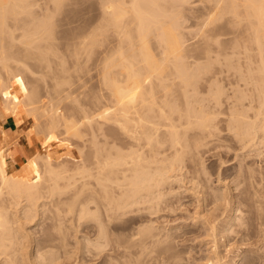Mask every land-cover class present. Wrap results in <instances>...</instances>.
<instances>
[{
  "label": "rangeland",
  "instance_id": "1",
  "mask_svg": "<svg viewBox=\"0 0 264 264\" xmlns=\"http://www.w3.org/2000/svg\"><path fill=\"white\" fill-rule=\"evenodd\" d=\"M180 1H178L180 4L177 3L180 7L176 5L178 9L170 4L168 9L169 12L174 10L172 14L180 15L177 25L179 24L185 43L183 59L190 67V71L195 74L196 82L187 89H182L181 80L174 79L175 92L180 96L176 104L184 111L187 108L200 107L215 113L213 136L204 138L200 131H190L188 136L190 147L184 154L183 160L184 173H170L176 181L175 179L171 180L172 183L167 181L170 183H164L165 185L161 187L163 191L160 192L167 194L163 195L165 198L162 196L163 199L160 201L153 198L160 203L153 200L150 202V199H145L149 203H143L141 199L136 207L132 206L133 208L129 209L127 214H117L118 216L112 214L115 219L111 224L108 223V219L106 222V219L104 220L108 218V214L105 215L106 211L101 210V183L97 181L95 172L90 170L93 172L91 175L85 172L78 174L75 172L78 161L62 156L59 161L54 159L55 169L60 170V165H63L68 172L65 174V179H58L60 186L57 189L54 185L51 186L52 193H47L49 188L48 190L46 188L47 192L44 187V190L41 188V191L49 194L51 198L41 192L45 198L38 200L37 209L36 206L34 207L37 211L36 216H32L30 212L32 220L30 218L31 221L26 220L25 214L22 213L23 205L26 204L25 197L22 198L23 201L21 199V205L13 204L9 209L10 216L15 214L13 216L15 219L23 217L21 219L26 221L23 222L24 224L21 223V227L24 225L23 230L32 231L35 245L44 242L46 245L50 244L52 248L47 247L45 250L54 253V264H212V261L215 263L218 259L220 261L217 264H264V140H258L257 144L249 143L247 128L241 124L246 120L244 116L240 115L241 122L235 121L239 131L233 128L235 124L232 118L235 114L234 110L237 113L238 111L246 113L249 110L247 109L249 108L247 59L241 53L243 48L239 47L241 48L239 50V45H236L241 39L242 27L225 25L211 29L212 26L203 25L202 16L210 5L207 0H185L184 3ZM102 2L103 0H61L60 3L56 0H26L24 8H16V12L10 11L12 15L10 13L6 15L4 29L0 26L3 29L0 31V52L3 47L7 56L6 61L0 60V143L5 138L2 125L8 122L9 131L10 128L14 130L9 141L16 145L12 150V157L14 156L12 167H16L19 173L26 165V161L35 158L39 152L45 153L41 143L48 134L46 129L48 124L38 119L33 113L34 109L44 108L51 111L54 104L55 107L58 104L61 114L72 116L77 120H81L82 115L73 109L78 111L80 105L91 114L101 111ZM44 22L49 23L46 29L52 28L54 33L52 36L54 48L49 52L47 48L40 47L42 41L38 37L41 31V35L47 31L43 28ZM202 30L206 31V37L201 33ZM89 32L94 33L96 39L94 45L87 47L86 52L76 48L77 45L73 43L77 36ZM27 38L33 40L30 45L25 43ZM76 49L80 52L77 58L74 54ZM89 49H92V52ZM206 51L209 52L212 62L207 60ZM41 52L46 54V59H50L49 61L41 59L43 66H39ZM50 61L51 63L53 61L51 67H46ZM44 67L49 74L47 72L43 74ZM184 91L188 94L187 98L183 96ZM96 96L97 100H95ZM21 108L31 114L19 125L14 116ZM5 109L13 110L14 112L11 113L15 114L11 115ZM99 120L101 121V117L95 115L94 121L99 124L101 123ZM85 123H81L80 128L87 134L86 141L84 138L83 141L79 139L80 142L77 137L74 138L75 136H72V140L71 135L67 137L65 133L61 134L64 130L62 127L59 129L61 136H58L59 141L66 143L65 146L70 145V148L78 150L79 155H83L82 163L79 162L81 165L85 164L84 161L89 159L92 150L94 151L93 146L92 150L89 147L91 146L89 139L92 138L91 129L93 130L95 126H92L93 123L91 126ZM195 132L200 135L193 138L192 134ZM113 133L111 135H117V131ZM258 136L263 138V132L260 131ZM198 140L200 142L196 147ZM87 141L88 144L85 143ZM100 141L101 136L99 144ZM82 142L88 146H84ZM53 150L55 156H59L67 149L62 145H54ZM91 160L89 159V165L87 161L86 164L92 169L95 165H91ZM41 161L39 165L43 171L44 165ZM75 162L77 163L74 164ZM208 175L212 184L207 181ZM178 178L180 180H177ZM84 182L88 184L79 195L80 186ZM68 184L70 186H67ZM210 186L220 191L219 193H226L229 197L224 200L225 202L229 200L227 205L222 202L223 200L214 198ZM77 192L79 193L76 196ZM6 201L10 206L8 202L10 200L6 199ZM224 205L227 207L225 208ZM21 208L23 211L20 210ZM34 209L31 210L33 214L36 212ZM22 214L24 215L21 216ZM129 217L134 221L127 223L128 227L124 222ZM102 221L110 225L106 224L105 227ZM209 222L211 224H208ZM209 225L216 230L211 231ZM101 227L105 231L108 229L107 232L103 231L107 235L102 239ZM131 233L137 235L133 237L134 242ZM155 233L156 236L158 234L160 236L155 238ZM106 238L108 241L105 240ZM129 238L132 240H128ZM102 242L106 247L101 245ZM214 243L219 245L217 250L214 249ZM144 247L147 248L143 250ZM26 249L25 253H30L34 246ZM214 250L221 253V255L218 253L220 255L217 256L218 258ZM41 258L39 257L37 264H49L44 258V261H41ZM26 260H28L27 264H30L33 259ZM34 262L31 264H36Z\"/></svg>",
  "mask_w": 264,
  "mask_h": 264
},
{
  "label": "bare ground",
  "instance_id": "2",
  "mask_svg": "<svg viewBox=\"0 0 264 264\" xmlns=\"http://www.w3.org/2000/svg\"><path fill=\"white\" fill-rule=\"evenodd\" d=\"M56 1H58V3L61 2V0ZM178 1L180 0H103V18L101 23L102 54L100 66L101 83L103 85L100 97L101 113L98 111L99 113L95 112L96 114L92 113V115L83 105H77L78 108L77 106L76 108L78 111L76 109L73 110L80 112L82 115L81 120H77L72 116L61 114L58 109V104H56L58 106H56L57 108L54 104V109L51 108V111L49 108V111L44 108V110L41 109L43 112H41L39 108L37 110L34 109L33 113L38 116V119L44 122V124H48L47 127L44 125L48 130L47 132L44 128L48 134L41 143L45 153L42 154L43 152H39L37 155L34 154L37 157L35 156V158L32 159L29 158L30 160L26 161V165L20 173L17 172L16 167H12V158L14 157H12V150L16 148V145L9 141L10 135L7 131H4L5 138L2 139L0 143V264H27L28 260L26 259L29 258L31 260L33 259L32 261L29 260V262L35 261L34 263L37 264V260H40L39 257H42L41 261H47L46 263H55L53 260V258L55 259L53 256L54 253L45 250L47 247L52 248L50 244L46 245L44 242L36 243L35 245V239L32 236L33 234H31L32 231L23 230V224L26 221L24 222L21 219L23 217L20 216V219H15V217H13L15 214L10 216L9 209L13 207V204L17 206L21 205V199L25 197L26 204L23 205L24 212L22 213L25 214L26 220L30 218V212L32 216H36L37 204L41 201L39 199L45 198L46 195L47 197L49 196V194H46V188L47 190L49 188L47 193H52L53 185L56 189L60 186L58 179L66 178L65 174L68 172L67 168L60 165L64 170L61 168L60 170L55 169L53 161L56 159L59 161V158L62 156L78 161V163H74H77V167H75L76 171H74L78 174H83L85 172L87 175H91L93 172L90 170L95 172L94 174L96 179H98L97 181L101 183V210L104 209L106 211V213L104 212L105 215L108 214V218H104V220L106 219V222L108 219V223L110 222L111 224V221L115 219L112 214H127V212L130 211L129 209L133 208L132 206L136 207L141 199L143 203H149L145 199H150V202H152V200L158 202L163 199L165 192L161 193L163 191L161 187L165 185L164 183H172L173 181L171 180L175 179L176 181V178H173V175H170V173L184 171L183 160L184 154L187 153L190 147L188 145L190 131L198 130L201 135H204V138L213 134L212 128L215 127V113L200 107L193 109L187 108L186 111H184L176 104L180 96L175 92L174 79L181 80L182 89H187L188 86L196 82L195 74L190 71V67L187 66L183 59L185 43L179 30V24L177 25V23H179L178 16L180 17V15H177V13L176 15L172 14L174 10L172 12L170 11V13L168 9V4L175 7L180 4ZM182 1L185 2V0ZM25 2L26 0H0V26L3 29L6 26L5 21L6 17L9 15L8 13L12 15V10L16 12L19 7L24 8ZM207 2L210 5H208V9L204 13L205 17L202 16L204 18V26H212L211 29L225 25H239L237 28L242 27L241 39L236 42V45H239L238 48H243L241 53H243L247 59V73L249 74V108L247 109L249 110H247L246 113L243 111L245 114L242 111L241 113L240 111L237 113V111L234 110L233 112L235 114H233L234 116L232 118L235 124V121L236 123L241 122L242 117L240 118V115L244 116L246 120L241 124L247 128L246 135L248 136V141L251 144H257L258 140H264V137L261 138L258 136L260 131H262L264 135V0H207ZM178 7H180V5ZM175 11L178 10L175 9ZM42 25L45 26L43 28L47 31L43 32L41 35L40 33L42 31L40 32L38 26L40 32V36L38 37L39 40L42 41V45L40 46L39 44V46L47 48L49 52V50L52 51L54 48L52 40L54 33H52L51 27V29H46V26H49L48 22H44ZM3 29L0 31H3ZM202 31L201 33L206 37V31ZM27 39L25 43L30 45L33 40L32 38H30L31 40H29V38ZM93 39V32H89V34L83 33L77 36V39L74 40L75 43H72L73 45H77V47H74L80 48L86 52L87 47H92L94 42H96V39ZM241 48H239V50ZM91 50L90 52H92ZM79 53L80 52L76 49V53H74L77 55L76 58ZM239 53L240 52H237V54ZM45 55L41 52L39 56L41 57L40 62L41 59L44 61L48 60ZM206 55L207 60L212 62L209 58L208 51H206ZM0 60L3 62L7 60L3 47L0 52ZM52 63L50 61V64L47 63L48 65L45 66L51 67L50 65H52ZM40 65L43 66L42 62L39 66ZM46 67H44V71ZM46 72L47 70L43 74H46ZM63 80L65 79L63 78ZM187 95L186 91H184L183 96L187 98ZM95 100H97V96ZM5 110L7 112L9 111L11 115L15 114H12L14 112L13 110ZM29 114H31V112L27 113V110L21 108L16 116H14L17 120V124H22L25 121V117L30 116ZM35 114L34 117L36 118ZM95 115L101 117V121L99 120L101 123L98 124L96 122L98 121V117H96L97 120L94 121ZM92 119L93 122H96L98 125L91 122ZM83 122L89 123L90 126L93 123L92 126H95L93 130L91 129L92 136L90 137L92 138L89 139L91 143L89 147L91 148L93 146L92 148L94 149L93 151L91 148L93 154L91 153L92 156H90V158L88 157L90 160L92 159L91 165H95V168L92 166V169L90 168L91 166L88 167L89 159L85 158L87 159L88 165L86 161H84L85 164L81 165L83 155H79L78 150L70 148V145L65 146L66 143L58 139V136L65 133L67 137L71 135L72 140L75 136L74 138L77 137L78 140L81 139L83 141L87 135L84 133V130L82 131V128H80ZM60 127L64 129V132L62 131L61 133V130H59L61 129ZM237 127L238 126L235 124L233 128L238 130ZM58 130L59 133H57ZM113 131H117V135H111L114 134ZM199 133L195 132L192 134V137L195 138L199 136ZM100 136L101 144H99ZM64 140H66V138H64ZM68 140L70 141V139ZM81 140L79 141L81 142ZM84 141H86V138ZM88 141L85 143L88 144ZM52 142L54 143L52 144ZM199 142L200 140L196 141V147H198ZM85 143H83V145L88 146ZM54 145H62V147H65L67 150L64 154L55 156L53 150ZM41 160H43V162ZM39 161L44 165V167H42L44 168L43 171L41 170ZM65 161L66 160H64V162ZM203 167L206 170V167ZM177 180L180 179L178 178ZM207 181L211 183L209 175ZM87 184L86 182L82 183L80 186L81 189H79L81 193L77 192L76 196L78 193L79 195L82 194ZM67 186L70 185L68 184ZM43 187L45 188V193H43ZM41 188L43 189L42 191ZM210 188L213 189L212 191L214 192L213 194L216 200H223L222 202H225L227 198H229L223 191V193H219L220 191L212 188V186H210ZM41 192L43 195L45 194V196L41 195ZM49 198L51 197L49 196ZM153 198L156 200L158 199V201ZM6 199L10 200L8 201L10 202L9 204H11L10 206L6 204ZM227 202H225L226 205ZM229 204L230 203H228V205ZM35 206L36 209H34ZM226 207L227 206H225V208ZM33 209L36 211L34 214L32 213ZM20 210H22V208ZM84 210L86 211V209ZM16 213H18L17 210ZM84 213H82V216ZM17 217L16 215V218ZM132 217L134 218L133 215ZM132 217H129L124 223L127 224L133 220ZM30 219L28 221L32 220ZM105 222H103V224L107 227V223L105 224ZM21 223H23V227H21ZM208 224L211 223L209 222ZM104 225L101 224L103 228ZM120 226L122 225L120 224ZM125 227L126 226H124V228ZM209 227L212 228L211 231L213 230V232L216 230L213 226L209 225ZM103 228L101 229V239L105 238L107 233L105 234L104 232L108 230L105 228V231ZM230 228L231 226L229 230ZM131 235L133 234L131 233ZM135 236L137 235H133L131 238L133 239ZM155 236L153 235L152 237L154 238ZM158 236L160 235L158 234L155 238ZM223 236H225V234ZM132 239L129 238L128 240ZM105 240L108 241L107 238ZM105 240L101 241L104 242ZM134 241L133 239V242ZM103 242L101 245L106 247V244H103ZM133 242L131 243L136 244V242ZM144 243L147 244L146 242ZM33 246V251L31 250L30 253H25L26 250L28 251L26 248ZM218 246L215 244L214 249L217 250ZM146 248L144 247L143 250ZM214 253H216V257L221 255L219 252L220 255H218L215 250ZM218 261L220 260L218 259L215 263L212 261V264H217Z\"/></svg>",
  "mask_w": 264,
  "mask_h": 264
},
{
  "label": "crops",
  "instance_id": "3",
  "mask_svg": "<svg viewBox=\"0 0 264 264\" xmlns=\"http://www.w3.org/2000/svg\"><path fill=\"white\" fill-rule=\"evenodd\" d=\"M7 123L8 122H5L3 125H2V128L4 131H7V133H9V135H13L14 133V130L10 128V132H9V127L7 126ZM13 130V131H12ZM16 142V141H15Z\"/></svg>",
  "mask_w": 264,
  "mask_h": 264
}]
</instances>
